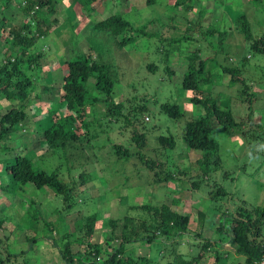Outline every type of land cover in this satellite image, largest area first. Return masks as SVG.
I'll return each instance as SVG.
<instances>
[{"label":"rangeland","instance_id":"1","mask_svg":"<svg viewBox=\"0 0 264 264\" xmlns=\"http://www.w3.org/2000/svg\"><path fill=\"white\" fill-rule=\"evenodd\" d=\"M183 1V5H177V0H157L156 4L148 6L146 0H100L96 9L87 13L81 9L76 0H59L56 3V13L50 14L51 16L41 13L43 17L52 20L53 27L50 33L41 38L33 48V51L37 52L43 50L45 56L41 60L42 67L37 71L38 76L34 77L36 86L24 101L28 113L26 124L8 138V144L14 148L13 153L27 155L37 168L56 171L60 167L62 177L70 184H73L74 178L78 179L81 169L90 173L92 179L85 185H79L73 207L65 217L61 213L66 207L62 196L55 195L48 187L38 189L33 185H27L24 191H19L15 196L10 185L4 189L0 187V218H7L0 226V237L4 241L0 246V257H6L9 250L17 254V260L14 258L16 264L24 262L62 264L59 249L52 243L51 238L44 235V220L55 222L60 231L65 230L66 224L68 231L74 232L82 216L98 211L97 229L93 241L104 244L103 235L107 227L105 220L111 217L123 218L126 215L137 219L147 217V212L134 207L145 203L169 204L174 210L190 215V229L193 233L195 229L197 230L200 221L205 218L203 235L215 238L220 212L224 211L226 202L224 205L221 202L213 203L205 194L210 186L206 182L202 183L201 189L196 190L190 188L191 182L185 178L158 183L152 180L153 173L147 170L138 158H130L129 161L121 159L113 152L114 144H124L133 152L138 150L137 145L132 141V126L127 125L123 120L112 124L103 121L102 118L108 119L105 117L104 106L96 105L88 110L91 116L89 130L92 135L97 136L92 139L91 147L82 144L80 148L69 150L68 155L71 159H75L77 166L71 174L68 173L65 160L60 153L48 151L42 140L44 128L54 119V114L62 115L65 111L60 107V86L67 71L63 64L64 59L68 60L78 54L91 52L97 59L100 57L112 64L115 76L114 98L117 102L125 104L126 112L131 107L143 103L144 99H148L149 110L141 114V118L149 116L150 121L145 124L134 121L135 126L147 134L148 148L145 150L148 155L154 156L152 150L158 145L156 139L158 135L172 134L177 147L175 151H164L168 159L163 158L169 162L171 171L179 174L191 164L194 165L201 153L186 149L182 139L184 122L177 121L160 109L162 103L168 102L180 105L191 118L204 113L203 108L189 101L192 93L182 89V77L188 66L191 47L187 46L185 41L172 45H169V41L172 40L171 38L183 36L187 30L194 37L202 38L200 24L206 27L212 23L231 30L237 26V18L242 13L248 16L257 29H260L261 25L260 30L264 32V0L261 2L258 0ZM1 2L2 0H0V8L4 10L0 16L20 26L26 19L22 7L26 5L27 0H13L7 8H3L5 6ZM116 13H120L136 26H145L154 37H141L123 47L120 45L121 37L116 38L105 31H94L95 24ZM55 18L57 22L54 23ZM0 25L6 27L8 23L1 21ZM7 45V39L0 36V50ZM169 46L173 48L167 61L164 52ZM226 49L231 54L228 59L225 53L218 55L219 61L226 65L236 66L242 57L248 54L243 36L238 31L229 38ZM214 54L211 47V49L207 48L204 56ZM167 62L173 72L172 75L165 69ZM149 64L158 66L156 73L150 71ZM257 64L259 65L258 60L252 59L245 67L243 75L249 78L248 83L258 94L253 118L255 121L259 119L264 125V77L261 76ZM92 83L94 84V81ZM216 85L217 89L212 91L218 95L219 101L229 100L232 103L238 118L246 117L251 113L248 105L239 98V90L242 86L239 83L231 85L228 74H223L220 83ZM16 107H20V102L6 99L0 94L1 113ZM76 116L79 117V114L77 113ZM215 126V138L222 147L223 165L230 172V178H235L234 181L225 182L224 186L242 195V198H246L253 206L264 203V188L259 185L261 180L264 181V175L257 173L253 178L245 173L247 170L250 172L254 166H260L264 156L259 155L255 160L248 158L254 142L248 143L246 134L225 137L216 120ZM252 127V122L248 121L247 129ZM256 150L251 153H256ZM5 156L7 152L0 151V160ZM83 162L85 164L79 166L78 163ZM245 164L247 170L243 168ZM5 167L4 162L0 161V184L1 181L8 183L11 179ZM177 198L179 203L176 205L173 200ZM34 208H38L42 215V217L37 216L36 223L31 221ZM200 211L205 214L201 216ZM34 235L38 239L32 243L29 238ZM156 242L161 244L159 241ZM181 242L178 250L183 252L187 260L200 251V246L193 244L192 237L184 236ZM6 243L7 249L2 247ZM138 249L137 251L148 254L147 245ZM220 250L228 251L224 258L226 260H221L220 264H246L244 257L237 255L230 245L224 244ZM202 263L216 264L214 253L212 251L204 253ZM0 264L10 263L0 262Z\"/></svg>","mask_w":264,"mask_h":264},{"label":"trees","instance_id":"2","mask_svg":"<svg viewBox=\"0 0 264 264\" xmlns=\"http://www.w3.org/2000/svg\"><path fill=\"white\" fill-rule=\"evenodd\" d=\"M12 1L2 0L1 3L5 6L3 8H7ZM58 1L27 0L26 5L22 7L26 19L20 26L0 16V23L1 21L8 23L6 27L5 24L0 25V36L6 38L8 42V45L0 50V94L6 99L20 102V107L11 108L4 113L0 112V151L7 152V156L0 161L6 165L5 170L11 178L8 183L1 181L0 187L4 189L10 185L14 196L19 191H24L27 185H33L38 189L48 187L55 195L62 196L66 207L61 213L65 217L73 207L79 185H85L92 179V175L81 169L78 179L74 178L73 184H70L62 177L60 167L56 171L37 168L27 155L13 153L14 148L8 144V138L26 124L28 113L24 101L36 86L34 77L38 76L37 71L42 67L41 60L45 56L43 50L37 52L33 51V48L41 38L50 33L53 27L52 20L43 17L42 14L51 16L56 13ZM98 1L100 0H76L81 9L87 13L96 9ZM156 2L157 0H146V5L151 6ZM176 4L183 5L184 1L177 0ZM3 10L0 8V14ZM53 22H57V19L55 18ZM236 23L237 26L231 30L212 23L206 27L200 24L202 38L194 37L187 30L188 32L186 31L183 36L171 38L172 40L169 41V45L185 41L187 46L191 47L188 66L182 77V89L190 91L192 96L189 101L204 110L203 114L191 118L178 104L164 102L160 105L161 111L177 121L184 122L182 139L186 149L201 153L194 165L191 164L179 174H174L168 165L169 162L163 159L164 157L168 159L164 151H175L177 147L174 136L158 135L156 137L158 145L152 150L154 156H151L145 150L148 148L147 134L134 124V121H141L143 124L150 121L149 116H146L149 117L148 120L145 117L141 118V114L149 110L148 99H144L143 103L131 107L126 112L125 104L117 102L114 98L115 76L111 63L100 57L97 59L91 52L78 54L68 60L64 59L63 64L67 71L60 86V107L65 111L62 115L54 114V119L44 128L42 140L48 151L60 153L69 174L77 167L75 159H71L68 155L69 150L80 148L82 144L91 147L92 139L97 136L92 135L89 130L91 116L88 110L90 107L102 105L106 109L105 117L108 118H102L103 121L112 124L123 120L127 125L132 126V141L137 145L138 150L133 152L124 144H114L113 152L121 159L129 161L130 158H138L144 167L153 173L152 180L158 183L185 178L191 182L190 188L196 190L201 189L202 183L206 182L210 185L205 193L206 196L208 195L213 203L221 202L224 205L226 202V204L224 211L220 212L215 238L203 235L205 218L200 221L197 230L195 229L193 233L190 229V215L174 210L171 205L165 203L134 206L147 212L148 216L144 218L137 219L126 215L123 218L104 219L107 222L103 235L104 244L93 241L97 229L98 211L82 216L74 232H69L66 224L65 230L60 231L55 222L44 220V235L51 238L52 243L59 249L62 264H203L204 253L210 251L215 255V263L220 264L221 260H226L224 258L228 254V251L220 250L224 244L230 245L237 255L243 256L246 264L264 262V203L253 206L246 198H242V195L224 186L225 182L234 181L235 178H230V172L223 165L222 147L214 134L216 120L225 137L246 134L248 143L254 142L248 158L255 160L259 155L264 156V125L259 119L255 121L253 118L258 94L248 83L249 78L243 75L247 64L252 59H257L261 76L264 77V32L260 30L261 25L260 29H257L245 13L237 18ZM93 28L94 31H105L116 38L121 37L120 45L123 47L141 37H154L145 26L134 25L120 13L99 21ZM235 31L242 34L248 54L242 57L239 64L231 66L221 63L218 55L225 53L227 59L230 57L231 54L226 46ZM211 47L215 54L204 56L207 48L211 49ZM171 48L173 46H169L164 52L167 61ZM90 49L93 51L92 47ZM148 68L156 73L158 66L149 64ZM165 69L170 75L173 74L168 62ZM223 74L230 76L231 85L239 83L242 86L239 90V98L248 105L251 111L248 116L238 118L232 103L229 100L219 101L218 95L212 91L217 89L216 84L220 83ZM77 113L79 117L76 116ZM248 121L252 122V129H247ZM254 148L257 152L251 153ZM78 164L82 166L85 163ZM243 168L247 170V164ZM247 171L245 173L253 178L257 173L264 175V158L260 166H254L250 172ZM259 185L264 188V181L261 180ZM173 201L176 205L179 203L178 198ZM33 212L31 221L36 223L38 217L42 215L38 208H34ZM203 213L199 212L201 216ZM5 219L7 218H0V226ZM184 236L192 237L193 244L200 246V251L189 260L178 250ZM37 239L35 235L29 238L32 243ZM156 241L161 244H156ZM3 243L0 237V246ZM7 245L6 243L2 247L7 249ZM144 245L148 246V254L137 251V248L140 249ZM16 256L17 254L7 250V256H1L0 262L16 264L14 262Z\"/></svg>","mask_w":264,"mask_h":264},{"label":"built area","instance_id":"3","mask_svg":"<svg viewBox=\"0 0 264 264\" xmlns=\"http://www.w3.org/2000/svg\"><path fill=\"white\" fill-rule=\"evenodd\" d=\"M146 119L148 120V119H149V117H146ZM262 264H264V263H262Z\"/></svg>","mask_w":264,"mask_h":264},{"label":"clouds","instance_id":"4","mask_svg":"<svg viewBox=\"0 0 264 264\" xmlns=\"http://www.w3.org/2000/svg\"><path fill=\"white\" fill-rule=\"evenodd\" d=\"M264 263V262H263Z\"/></svg>","mask_w":264,"mask_h":264}]
</instances>
